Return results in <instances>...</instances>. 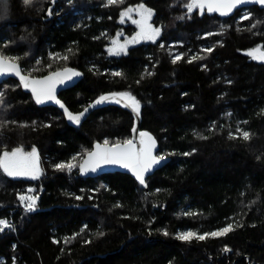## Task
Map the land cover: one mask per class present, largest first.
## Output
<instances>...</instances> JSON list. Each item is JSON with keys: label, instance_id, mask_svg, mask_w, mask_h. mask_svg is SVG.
Segmentation results:
<instances>
[{"label": "trees", "instance_id": "trees-1", "mask_svg": "<svg viewBox=\"0 0 264 264\" xmlns=\"http://www.w3.org/2000/svg\"><path fill=\"white\" fill-rule=\"evenodd\" d=\"M187 2L0 0V54L18 58L31 77L65 68L81 73L59 94L73 114L101 95L130 92L141 104L140 132L168 159L147 177V190L121 173L84 179L58 170L67 162L77 168L94 143L130 139L133 116L106 105L71 126L17 81L0 83V151L35 147L41 169L35 180L0 171V219L12 225L0 231V264H264V62L246 53L264 51V10L248 7L222 19L197 9L188 16ZM141 3L153 10L149 22L160 35L109 55L118 33L123 42L138 31L131 20L120 22L121 11ZM244 12L249 19L241 20ZM173 41L184 54L175 64ZM194 55L203 59L189 63ZM20 195L37 197L34 211H25ZM230 223L235 230L222 238H175Z\"/></svg>", "mask_w": 264, "mask_h": 264}, {"label": "snow or ice", "instance_id": "snow-or-ice-1", "mask_svg": "<svg viewBox=\"0 0 264 264\" xmlns=\"http://www.w3.org/2000/svg\"><path fill=\"white\" fill-rule=\"evenodd\" d=\"M254 2L261 6H264V0H188L184 4L186 8V15L190 16L193 14L194 10H199L203 14L206 9L208 13H219L221 16L229 15L234 9L239 5L244 3ZM23 3L26 6H30L33 3V0H23ZM123 3V0H106L104 4L105 7L112 6L116 4ZM133 13L135 16L139 17L138 19L133 18ZM51 14V10H49ZM153 10L147 8L144 4L138 6L124 9L120 13V22L123 23L125 18L131 20L138 28V31L130 39L125 38L123 42L120 41L119 37L122 33H118L116 38H113L111 41V47L108 48V53L111 56H118L121 54H127L128 46L131 44L139 43L142 40H151L155 42L156 38L160 35L161 29L153 27L149 22L153 16ZM185 17H178V19H184ZM250 17L245 15L241 17V20H247ZM255 27V25H253ZM208 35H211L209 33ZM71 51V50H69ZM208 53L212 52L213 49L208 48L204 49ZM247 55L253 60L264 62V51L261 50V47H256L247 52ZM184 58V54H176L172 63ZM18 58L8 57L0 54V77H3L8 74H14L20 80V83L25 89H30L32 96L37 104H43L46 101H54L56 104H59L61 108L64 109L65 116L68 120L73 123L79 124L81 118L93 107L102 105L106 102L115 103L117 105H122L125 108H130L133 112L135 118H139L141 114V104L137 98L132 95L130 92H113L107 95H101L94 101L92 104H89L84 111L73 114L68 111V109L56 99V90L57 85H63L68 81H71L73 77H78L81 73L71 69L65 68L62 71L53 72L48 76H45L41 79H33L29 76L22 74V70L19 64L16 62ZM67 59V57H63ZM196 59H203V57L192 56L188 59L189 63H192ZM39 63V61L37 62ZM113 76H121L120 72H113ZM148 75H152L151 72ZM139 83V81L137 82ZM3 93H0V102H2ZM48 126V125H46ZM137 129L135 125L133 126V132H136ZM244 140L250 139V133L244 131L240 128L236 130ZM203 138V137H202ZM229 138H237L233 133H229ZM156 148V140L147 132H139L138 142L133 139H126L123 142L117 141L110 144L109 140L105 139L103 144L96 143L93 147V150L86 151V159L79 165L80 172L82 174L87 172H96L102 166L106 165H118L122 168L128 169L132 172L135 178L139 181L140 184H145V174L149 172L154 166L159 165L163 162L166 157L163 155H154V149ZM184 155H190V153H184ZM76 157H73L75 160ZM75 165L72 162L56 164L55 168L58 170L67 169L71 171ZM0 171H2L8 177H29L33 180L38 179L41 175V169L39 167V155L35 147L32 148L30 152L24 151L21 147H16L9 150L0 151ZM32 189H29L31 192ZM80 199L81 197H76ZM18 199L21 203L25 204V211L32 212L36 208L37 197L34 195H20ZM119 206V205H117ZM185 215H192V213H185ZM239 227L240 225H236ZM6 220L0 219V231H4L7 228H11ZM233 224H227L225 227L219 228L217 230L205 233H197L195 231H184L176 234V239L191 243L193 240L203 241L207 238H222L227 236L230 232L234 231ZM84 229H81L83 232ZM164 235H168L165 231ZM79 235V234H75ZM75 235L72 238H66L65 243H70L71 239L75 238ZM98 235L103 236V232L98 233ZM57 243V241H53ZM85 243H90V241H85ZM223 251L228 252L230 249L225 246Z\"/></svg>", "mask_w": 264, "mask_h": 264}, {"label": "water", "instance_id": "water-1", "mask_svg": "<svg viewBox=\"0 0 264 264\" xmlns=\"http://www.w3.org/2000/svg\"><path fill=\"white\" fill-rule=\"evenodd\" d=\"M253 6H256L258 7L259 9H262L264 10V6H261L259 4H256L254 2H248V3H244L242 5H239L236 9H234L229 15H226V16H221L219 13H208L207 10L205 9L204 10V13L207 15V16H217L218 18H229L231 17L237 10H240V9H244V8H248V7H253ZM21 68V67H20ZM22 70V69H21ZM59 71H62V70H59ZM54 72H57V71H54ZM53 73V72H51ZM51 73L47 74V75H44V76H41V77H31L29 76L30 78H33V79H41L45 76H48L50 75ZM23 75L25 76H28L26 74H24L22 72ZM9 79H13L15 81L18 82V84L20 85L22 91L26 94H29L32 98V100L35 102L33 96H32V93L30 91V89H25L22 84L20 83V80L17 76H15L14 74H8V75H5L3 77H0V83L4 82V81H7ZM79 80V76L78 77H73V79L71 81H68L66 82L65 84L63 85H57V90H56V99L60 101L59 99V94L62 92V91H65L71 87H73ZM104 95H107V94H104ZM97 99H95L94 101H96ZM93 101V102H94ZM61 102V101H60ZM93 102H91L90 104H92ZM36 103V102H35ZM62 103V102H61ZM37 104V103H36ZM63 104V103H62ZM38 106L40 107H53L55 109H57L64 117L65 121L71 125V126H78L79 124L83 123L90 115L91 112H93L94 110H97L101 107H104L106 105H115V106H119L121 107L122 109L126 110L127 112H129L132 116H133V126L135 125L137 131L136 132H133V126H132V129H131V136H130V139H133L135 141L138 142L139 140V127H140V123H141V117H139L138 119L135 118L133 112L131 111L130 108H125L123 107L122 105H117L115 103H110V102H106L102 105H98L96 107H93L91 108L86 114L84 117L81 118V122L79 124H76V123H73L72 121L68 120L67 117L65 116V113H64V109L60 107L59 104H56L54 101H46L45 103L43 104H37ZM64 105V104H63ZM65 106V105H64ZM88 106V105H87ZM86 106V107H87ZM66 107V106H65ZM85 107V108H86ZM67 108V107H66ZM84 108V109H85ZM68 109V108H67ZM84 109L82 111H84ZM69 111V110H68ZM81 111V112H82ZM70 112V111H69ZM80 113V112H79ZM78 114V113H76ZM96 143L93 144L92 146V149L93 150V147ZM101 144V143H100ZM90 150V151H91ZM157 150H158V147H157V143H156V148L154 149V152L153 154L154 155H157ZM86 159V154L83 156V158L81 159L79 165L83 162V160ZM168 162V159L166 158L163 162H161L159 165H156L154 166L149 172H147L145 174V180L147 179V177L151 176L155 171L159 170L160 168H162L164 165H166V163ZM79 165H78V174L81 178H84V179H88V178H97L101 175H104V174H109V173H121V174H125V175H128L130 176L138 185H140L144 190H147V185H146V182L144 185L140 184L139 181L135 178V176L132 174L131 171H129L128 169H125V168H122L118 165H106V166H102L100 169H98L96 172H87V173H84L82 174L80 172V168H79Z\"/></svg>", "mask_w": 264, "mask_h": 264}, {"label": "rangeland", "instance_id": "rangeland-1", "mask_svg": "<svg viewBox=\"0 0 264 264\" xmlns=\"http://www.w3.org/2000/svg\"><path fill=\"white\" fill-rule=\"evenodd\" d=\"M248 13L247 12H244V13H242V15L243 16H245V15H247ZM181 44L182 43H180L179 41H173L172 42V45H170V48H171V53L172 54H174V56L176 55V54H180L179 52L180 51H178L176 48H178L179 46H181ZM202 49H204V48H202ZM188 50H191V49H188ZM248 52V51H247ZM246 52V53H247ZM257 61V60H256ZM83 158V157H82ZM80 163V162H79ZM74 164V163H73ZM75 165V164H74ZM79 165V164H78ZM73 170H77L78 171V167L76 168V165L72 168V170L71 171H73ZM185 231H189V230H185ZM184 232V231H183Z\"/></svg>", "mask_w": 264, "mask_h": 264}, {"label": "built area", "instance_id": "built-area-1", "mask_svg": "<svg viewBox=\"0 0 264 264\" xmlns=\"http://www.w3.org/2000/svg\"><path fill=\"white\" fill-rule=\"evenodd\" d=\"M170 45H172V43Z\"/></svg>", "mask_w": 264, "mask_h": 264}]
</instances>
